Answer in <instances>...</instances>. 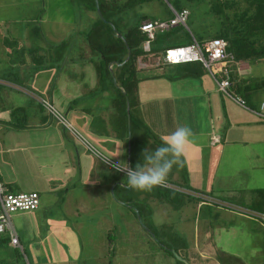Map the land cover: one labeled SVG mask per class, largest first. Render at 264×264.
<instances>
[{
    "label": "rangeland",
    "instance_id": "374dc122",
    "mask_svg": "<svg viewBox=\"0 0 264 264\" xmlns=\"http://www.w3.org/2000/svg\"><path fill=\"white\" fill-rule=\"evenodd\" d=\"M177 1L189 11L187 25L198 40L211 38L213 29L207 26L210 0H148L129 8L123 16L129 23L141 17L169 21L170 3ZM98 17L84 0H0V78L6 75L10 81L1 83L0 88V107L8 109L5 116H0L7 119L0 122V170L22 187L13 188V192L43 190L41 181L51 172L44 163L49 158L45 153L51 154V147L42 141L52 139L51 134L41 133L43 119L60 129L66 146L73 151L69 162L73 177L68 186L58 181L50 186L49 193L42 194H47L44 197L52 203L41 207L43 218L62 225L51 228L52 235L46 233L48 241L39 247L35 244L30 248L28 241L40 238L41 231L46 230L45 219L43 228L36 225L35 235L29 231L23 240L25 253L19 250L20 262L35 264L33 257H37L39 264H71L65 262L69 258H74L72 264H184L169 251L170 247L189 264H264V214L255 210V191L264 189V171L254 170L256 181L244 189L227 187L217 191L207 199L212 207L201 208L199 201L191 200L179 188L173 189L176 194L157 191L161 199H169L166 203L153 199L144 205L143 198L138 199L145 208L141 221L136 203L119 205L113 186L109 188L106 182V177L116 171L103 159H111L113 164L127 163L129 150L114 131V90L103 89L97 78L95 62L100 55L86 43V34ZM190 43L186 28H176L160 43L161 53L156 60H161L166 48ZM64 44L69 45L73 61L59 64L57 52L50 46ZM43 56L45 61L36 63L35 59ZM171 69L167 67V71ZM254 69L264 77V61ZM138 75L142 77L143 73ZM74 100L81 102L70 105ZM45 102L65 119L67 127ZM16 108L23 110L18 111L15 120L10 113ZM10 120L13 123H8ZM24 147L29 148L24 153L9 151ZM24 154L28 157L23 158ZM247 165H251L249 160ZM89 170L92 174H87ZM67 189L71 194L65 197ZM46 198L42 197L43 203L50 204ZM18 213L12 214V222L19 234L15 220ZM30 214L37 216L35 212ZM61 235L68 241L61 243ZM68 250L72 257L65 256ZM201 250L203 256L199 255ZM55 252H61L62 262L51 257ZM16 256L11 246L0 248V261L11 264Z\"/></svg>",
    "mask_w": 264,
    "mask_h": 264
},
{
    "label": "crops",
    "instance_id": "0c3cea01",
    "mask_svg": "<svg viewBox=\"0 0 264 264\" xmlns=\"http://www.w3.org/2000/svg\"><path fill=\"white\" fill-rule=\"evenodd\" d=\"M141 62L143 66L138 67V69L140 70L139 72L143 73L142 78L144 80L140 82L139 97L141 100L142 115L147 127L161 138L174 131L180 125H188L196 134L195 143L188 146L184 157L188 171L189 185L194 190L193 194L199 198L208 199L211 198L210 196H214L217 191H223L224 188L232 187L239 189L242 187L244 189L246 186L252 184L253 181H256L254 170L264 171V122L239 106L232 99L226 97L219 90L216 80L209 73H202L197 77L180 78L181 72H179V69L173 68L172 66H168L172 68L169 71H167V67L158 68L155 57H144ZM260 62H256L251 66L246 62L237 63L232 69L233 73L238 79L262 77L260 70L254 69V66ZM113 68L114 65L112 66ZM218 75L219 77L217 78L224 79L223 77L226 74L222 72ZM5 77L6 75L0 78V84L6 83L5 79L7 78ZM113 94L111 96L112 104L116 96L115 92ZM82 97L81 101L84 99V96ZM79 102L74 100L70 101L69 104L77 105ZM247 103L252 109H258L261 104H264V90L248 95ZM82 108L83 111H87L84 107ZM7 112L8 109L0 107L1 117L5 116ZM6 120L0 118V122ZM42 123V135L46 136L49 133L52 136V139L49 138L47 141L46 139L42 141L49 143L48 145L51 147V154L46 152L45 154L49 155V158L44 161L45 165L51 168V172L46 177V183L43 179L41 181L44 184L43 187L41 186L43 190L39 189L28 192L39 194L40 207L32 211L33 213H37V216L31 217L33 215L30 212L27 213L28 215L26 213H18L16 215V224H18L21 233L18 234L16 229L15 231L23 246L24 253L26 251L23 245L25 236L30 235L32 232L35 235L36 225L43 228L45 218H43V213L40 211L41 207L52 205L51 200L44 197L47 194L42 195L43 191L49 193L50 186H55L58 181H62L66 183L64 185L68 186V182L73 177L70 170L72 163H69L73 151L66 146V142L62 138L59 128H52L50 126L52 124L48 125L45 121ZM213 139H217V143H214ZM43 146L46 147L47 144ZM24 149L28 151L29 148H15L9 149V151L24 153ZM76 151L78 153V150ZM24 157L28 156L24 154ZM78 157L82 165L81 156L79 155ZM248 160L251 162V165L245 166ZM241 163L243 166H241ZM80 171L82 172V168ZM87 174H92V172L90 173L89 170ZM260 181L261 179L257 183ZM0 182L8 190L10 188L11 190L13 188L15 189L16 187H18L17 189H22L19 184L11 181L1 170ZM106 182L109 188L113 186L112 190L115 197V191L117 190L119 193L117 197L119 199L126 198L125 190L131 189L128 188L126 174L123 172L112 171V174L106 177ZM70 194L71 191L67 189L65 197H68ZM42 197L46 198L50 204L46 201L43 203ZM118 201L123 202L122 200ZM119 205L123 204L120 203ZM199 206L201 208L203 206L212 207L207 205V203L202 204V202H200ZM218 215H221V213ZM45 223L46 230L41 231L42 235L40 238H34L33 241H28V243L31 242L30 248H33L35 244H38L37 247H39L40 243L48 241L44 237L46 233L52 235L51 228L55 229L62 225L59 221H52L50 219H45ZM27 230L28 232L26 233ZM29 237L33 236L31 235ZM59 240L61 243L68 241V239H63V235H61ZM5 245L8 244H5L0 237V248L3 249ZM8 246L11 245L9 244ZM66 253V257H72L70 255L71 251ZM199 255L203 256L202 250ZM51 257H55L59 262H62L61 252H55ZM73 259L69 258L65 262L73 263ZM33 262L39 264L37 257H33Z\"/></svg>",
    "mask_w": 264,
    "mask_h": 264
},
{
    "label": "trees",
    "instance_id": "16d2710c",
    "mask_svg": "<svg viewBox=\"0 0 264 264\" xmlns=\"http://www.w3.org/2000/svg\"><path fill=\"white\" fill-rule=\"evenodd\" d=\"M84 1L87 3L88 7L94 9L96 12L94 0ZM146 1L148 0H99L100 9L105 20L114 24L118 32L123 35L131 49L130 60L124 66H114L112 69L117 86L114 84L110 65L113 63L122 64L126 61L128 51L124 42L117 38L113 29L108 24L104 23L99 17L97 22H94L91 29L86 34L87 45L92 51H95L100 55L99 61L95 62V71L101 86H103V89L114 90L116 93L111 109V111H113L114 131L116 133V137L119 140L125 141L127 144L128 119L126 98H128L130 101L132 135L131 167L133 168L138 162H143L141 156L143 149L149 148L150 150H154L162 144V138L154 134L147 127L142 115L139 86L140 82L144 79L138 75L140 71L138 69V61L142 60L144 57H155L157 59L161 53V49H159L160 43L162 41H166L167 37H169L173 30L176 29L173 28L167 32L158 33L152 43L151 52H144L143 44L146 41V36L141 32L140 26L143 22L153 20H149L146 17H141L140 19L135 20L133 23H129L123 15L129 8L133 9ZM187 1L193 2L195 0ZM170 4L171 7L178 13L187 10L184 6H182L180 1ZM208 4V14L211 16V18L207 26L213 29L211 38H199L201 41L200 42L197 36L193 32L191 33L200 43L214 40H223L225 42L227 53L233 57V63L224 66L223 72L226 75L223 78L230 79L232 84L230 91L234 94L240 95L247 103L248 95H252L264 90V77L238 79V77L233 73L232 69L237 63L246 62L251 66L256 62L264 61V0H210ZM170 12L172 14L170 18L171 20L174 18L171 8ZM187 35L190 37V40H192L190 33L187 32ZM50 47L56 50V60L59 64H67L69 61H73V59H70L69 57L68 44ZM167 49L170 48H166L163 51V55ZM33 59H35V57H33ZM42 59L45 61L46 57L43 56L41 59L36 58V63L41 65L43 63L41 62ZM42 66L46 67L47 65ZM168 66L179 69V72H181L180 78L197 77L200 76V74L206 72V69H204V67L197 62L179 65H164L162 63L158 66V68ZM5 82L7 84L10 83L8 78L5 79ZM18 87L22 88V86ZM123 91L125 93H123ZM20 110L23 109L16 108L12 110L10 116L14 117L16 120V114ZM44 121L46 120L43 119V122ZM8 123L13 122L10 120ZM188 179V171L184 159V166L179 169L174 167L167 181L174 184L175 187L184 190L186 192L184 194L191 198V200L204 203L202 198L194 196V190L191 189ZM159 190H162V188L156 187L152 191H139L131 188L130 190H125L126 198L119 199L117 196L116 198L118 200H122L125 203H130L131 205L136 203V206L139 207L136 208L135 205L133 206L141 215L143 209H145L144 205H147L150 203L149 201L153 199L160 200V203L169 202V199L167 198L161 199L162 196L159 194V192H157ZM9 191L12 192L11 188ZM163 191L176 194L174 193L175 191H173V189H163ZM255 192L257 195L255 201L257 209L255 208V210L264 214V189H258ZM116 193L117 190L115 191V195H117ZM141 197L143 198V203H145L144 205L138 201V199H141ZM1 238L5 244H10V237L8 235H2ZM14 249L16 250L17 254L16 261L12 262L11 264H25L24 262H20L21 253L19 249ZM168 249L171 252L170 247ZM0 264H10V261L1 260Z\"/></svg>",
    "mask_w": 264,
    "mask_h": 264
},
{
    "label": "built area",
    "instance_id": "2783aa9c",
    "mask_svg": "<svg viewBox=\"0 0 264 264\" xmlns=\"http://www.w3.org/2000/svg\"><path fill=\"white\" fill-rule=\"evenodd\" d=\"M171 10L174 14V18L169 21H146L141 24L140 30L146 36V41L143 44L144 52H151L152 43L158 33L167 32L173 28H186L187 32L191 35V43L189 45L167 49L162 60L157 62V66L162 63L164 65H179L192 62L200 63L216 80L219 90L226 97L232 99L239 106L254 114L258 119L264 122V110L261 109V105L264 104H261L258 109L250 108L240 95L234 94L230 91L232 84L229 78L221 80L217 78V75L223 72L225 65L233 63V57L227 53L225 42L223 40H214L200 43L195 39L187 26L189 11L184 10L183 12L178 13L172 7ZM141 61L142 60L138 61L139 67L143 66ZM45 105L54 116L59 118L64 126H68L65 119L56 113L52 105L46 102ZM217 141V139H213L214 143H217ZM158 187L162 189L177 188L169 182ZM203 201L204 203L202 204H205L208 200L203 199ZM39 206L40 198L37 193L10 192L6 186L0 182V237L2 235H8L10 237V245L24 253L23 246L20 243V239L12 223V214L18 212H32L37 210Z\"/></svg>",
    "mask_w": 264,
    "mask_h": 264
},
{
    "label": "clouds",
    "instance_id": "9594fccd",
    "mask_svg": "<svg viewBox=\"0 0 264 264\" xmlns=\"http://www.w3.org/2000/svg\"><path fill=\"white\" fill-rule=\"evenodd\" d=\"M264 110V105H261ZM195 133L188 125H180L174 131L162 138L161 146L150 150L145 148L141 152L142 163L138 162L131 167L126 162L115 164L111 159H103L104 163L111 165L116 172L126 174L128 186L139 191H152L163 186L173 168L184 166V157L189 145L195 143Z\"/></svg>",
    "mask_w": 264,
    "mask_h": 264
},
{
    "label": "water",
    "instance_id": "95a60500",
    "mask_svg": "<svg viewBox=\"0 0 264 264\" xmlns=\"http://www.w3.org/2000/svg\"><path fill=\"white\" fill-rule=\"evenodd\" d=\"M95 1V5H96V11L98 13V16L100 17V19L108 24L114 31L115 35L117 36V38L121 39L126 48H127V51H128V55H127V58H126V61L122 64H118V63H113L110 65V70H111V73H112V76H113V79H114V84L117 86V82H116V79H115V76H114V73H113V70H112V66H124L131 58V49L127 43V41L125 40V38L123 37V35L121 33L118 32V30L116 29V27L114 26L113 23L111 22H107L101 12V9H100V4H99V0H94ZM123 93H125L123 91ZM126 104H127V122H128V150H129V153H128V164L131 166V139H132V135H131V116H130V101L128 98H126ZM128 188H131L130 186ZM121 204L123 205H127V206H131L130 204L128 203H124V202H121ZM138 214V217L141 221V218H140V214L139 212H137ZM171 253L179 260L181 261L182 263L184 264H189L186 260L182 259L177 253L175 250H171Z\"/></svg>",
    "mask_w": 264,
    "mask_h": 264
}]
</instances>
